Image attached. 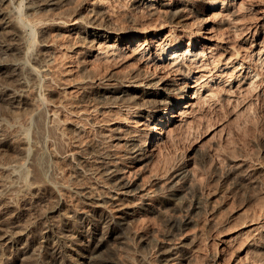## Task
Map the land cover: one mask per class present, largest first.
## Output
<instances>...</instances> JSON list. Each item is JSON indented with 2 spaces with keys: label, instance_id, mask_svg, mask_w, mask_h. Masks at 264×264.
I'll return each instance as SVG.
<instances>
[{
  "label": "rangeland",
  "instance_id": "rangeland-1",
  "mask_svg": "<svg viewBox=\"0 0 264 264\" xmlns=\"http://www.w3.org/2000/svg\"><path fill=\"white\" fill-rule=\"evenodd\" d=\"M10 1L0 217L28 246L0 230V264H264V0H25V18Z\"/></svg>",
  "mask_w": 264,
  "mask_h": 264
},
{
  "label": "bare ground",
  "instance_id": "bare-ground-1",
  "mask_svg": "<svg viewBox=\"0 0 264 264\" xmlns=\"http://www.w3.org/2000/svg\"><path fill=\"white\" fill-rule=\"evenodd\" d=\"M2 1V0H1ZM16 1V0H15ZM14 1V2H15ZM24 1L25 0H20L19 2H18V0H17V2H18V4H17V9H18V11L22 14V17L23 18H25L24 16H23V10H24V7H25V4H24ZM10 2H13V0H11ZM218 2V0H212V5L214 6L216 3ZM16 3V2H15ZM54 4V3H53ZM16 5V4H15ZM27 7H29L30 8V6H27ZM14 10V9H13ZM15 11V10H14ZM13 11V12H14ZM9 12V11H8ZM175 14H176V12H177V10H176V12H175V10L173 11ZM172 12V13H173ZM4 11H3V9H1L0 8V16H4ZM178 13V12H177ZM5 16H6V13H5ZM16 16V15H15ZM176 16H177V14H176ZM8 17H10V16H8ZM8 17H6V20L4 21V23H2L1 24V26H0V31H2V29H3V31L5 30V29H7V28H9L10 27V24H9V22L10 21H7V19H8ZM27 17V16H26ZM11 18V17H10ZM20 18V17H19ZM12 20V19H11ZM15 20V19H14ZM19 20V19H18ZM14 22V21H13ZM21 22H22V20H21ZM12 23V22H11ZM17 24H19V23H17ZM8 31V30H7ZM10 31V30H9ZM33 32H34V30H33ZM34 34V33H33ZM94 35V34H93ZM106 37H110V35L109 36H107L106 35ZM137 38H138V36H134V37H131L129 40H130V42H135L136 43V41H137ZM180 42V41H179ZM179 42H175L174 44H171L168 48H164L163 50H162V53L158 56V62L159 63H163V62H166V61H168L169 59H175V58H178L179 57V55L180 54H178L179 53V51H178V49L179 48H181V46H182V43H179ZM196 44H197V39H195V40H192L191 42H190V44H188L189 45V49H188V52H186L187 53V55H191L192 54V52H193V49H194V47L196 46ZM182 55V54H181ZM200 55V54H199ZM198 56V55H197ZM179 59V58H178ZM176 60V59H175ZM13 63V62H12ZM231 64V62H227V63H222V64H219L218 65V69H223V67H227V66H229ZM14 65H16V62H14ZM184 66V65H183ZM261 73H263V75H264V68H263V70H262V72ZM232 75V74H231ZM236 77V76H235ZM264 77V76H263ZM219 78H221L224 82H232L233 80H234V78H231V76L229 77V76H219ZM191 79H192V71H189L188 72V74H187V81H190L191 82ZM214 79V77H211V80H213ZM166 86V85H165ZM208 87V86H207ZM190 88V86H187V88L186 89H182V92L183 91H185V94L183 95V96H181L180 97V99H178V100H176V99H174V98H170V99H167L166 101H164V102H160L161 104L163 103V108L162 107H160V106H158V107H160V109L157 111V113H156V115L155 116H157V122L155 123V124H153V126H152V128H153V130L150 132V134H148L147 135V141H149V144H154L155 142H157V141H159V140H162V139H165V137H166V134H167V131L169 130V128H170V126L172 125V122H173V119H174V117H175V115H176V112H178V110H183V109H185L186 108V102L188 103L189 101H192L194 98H193V95L192 96H190L191 95V92H187V90ZM194 88L195 87H193V90H194ZM202 87H199L198 89H197V91L198 90H200ZM107 89V92H109V93H116V91H114L112 88H106ZM115 89V88H114ZM143 91V90H142ZM251 91V90H250ZM253 91V90H252ZM126 92V91H125ZM149 92V91H148ZM163 93V92H162ZM194 93H195V91H194ZM247 94V93H246ZM252 94V93H251ZM149 95H151V94H149ZM195 95V94H194ZM158 96V95H157ZM107 97H109V96H106V98ZM114 97L115 98H117V97H119L118 95H114ZM140 97V96H139ZM144 97V96H143ZM110 98V97H109ZM151 98H152V96H151ZM155 98V97H154ZM145 98H141V99H139V101L136 103V105H138V107L140 106H143V108H141V109H146L148 106H145V105H147L146 104V102H147V100H144ZM149 99V98H148ZM138 100V99H137ZM136 100V101H137ZM146 101V102H145ZM150 101V100H149ZM149 101H148V103H149ZM152 101H154V102H156L157 100L156 99H151V101H150V103H152ZM157 103V102H156ZM141 113H143L142 111H140ZM146 116V115H145ZM146 134V133H145ZM133 140V142H131V143H129V146L131 145V147H132V145H133V147L131 148V150H132V153H138L137 155H140V154H142V153H144L145 154V149H147V148H145L144 147V145H143V147H142V145H141V147L139 146H137V144L135 143V139H130V141H132ZM1 142H2V140H1ZM148 144V142H147V144L146 145H149ZM145 145V146H146ZM137 146V147H136ZM26 150V149H25ZM25 152V151H24ZM147 152V151H146ZM26 153V155H27V151L25 152ZM136 157V156H135ZM22 164H24L23 162H22ZM11 166V165H10ZM9 166V167H10ZM14 166H17V165H14ZM8 169V168H7ZM25 169V168H24ZM14 170H15V168H14ZM13 170V171H14ZM17 170V169H16ZM20 170V169H19ZM182 170V169H181ZM12 171V170H11ZM12 171V172H13ZM20 171H22L23 172V170H20ZM15 172V171H14ZM21 172V173H22ZM26 172V171H25ZM185 170L183 171V172H181L179 175L181 176L182 174H184L181 178H183L184 176H186V174H185ZM16 173V172H15ZM19 175V174H18ZM28 175V174H27ZM24 176V175H23ZM15 177V176H14ZM185 178V177H184ZM183 178V179H184ZM2 199V198H1ZM10 205V204H9ZM12 206V205H11ZM7 207H10V206H7ZM19 207V206H18ZM11 208V207H10ZM14 208V207H13ZM7 209H9V208H7ZM12 210H17V209H12ZM8 213V212H7ZM10 213V212H9ZM13 213V212H12ZM4 217V216H3ZM5 219V218H4ZM9 220V219H8ZM6 224V225H5ZM14 225V224H13ZM9 226V225H8ZM4 228H6V229H4ZM10 228H12V227H10ZM0 230L1 231H3L2 232V234H3V236H4V238L5 239H8L7 241H6V246H7V248H12V247H15V248H17V249H26V247L28 246V244H26L24 241H23V239H21V237H22V234H21V232H15V233H10L9 232V230L7 229V223L5 222V220H3L1 217H0ZM13 232V231H12ZM21 236V237H20ZM166 256H168V255H166ZM167 258V257H166Z\"/></svg>",
  "mask_w": 264,
  "mask_h": 264
}]
</instances>
